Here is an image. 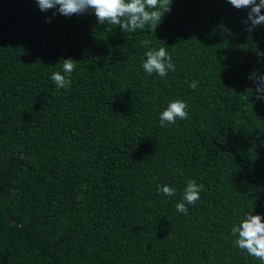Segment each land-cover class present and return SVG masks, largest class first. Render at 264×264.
<instances>
[{
	"label": "trees",
	"instance_id": "1",
	"mask_svg": "<svg viewBox=\"0 0 264 264\" xmlns=\"http://www.w3.org/2000/svg\"><path fill=\"white\" fill-rule=\"evenodd\" d=\"M249 10L172 0L154 31L124 33L0 0V264H261L231 234L264 217V101L249 79L264 73V24L246 31ZM161 46L176 66L163 78L142 68ZM177 99L188 118L161 127ZM187 180L203 185L194 205Z\"/></svg>",
	"mask_w": 264,
	"mask_h": 264
},
{
	"label": "clouds",
	"instance_id": "2",
	"mask_svg": "<svg viewBox=\"0 0 264 264\" xmlns=\"http://www.w3.org/2000/svg\"><path fill=\"white\" fill-rule=\"evenodd\" d=\"M236 9L248 8L247 18L243 23L247 26L246 31L252 32L257 26L264 24V0H227ZM41 12L55 9L56 14L69 17L72 15H83L91 12L95 15L99 25H116L124 33L135 32L137 29L143 30L145 26H151L154 31L160 24L165 13L171 11L172 0H35ZM52 18L46 19V23H51ZM145 41V46L148 45ZM146 59L142 61V68L148 74L156 73L159 77H166L169 72H174L176 66L171 55L166 51V47L148 49L144 53ZM264 57V53H257ZM63 75L61 72H53L51 80L58 89H65L71 85L70 74L75 70L77 61L71 58L61 59ZM249 79L255 84L256 100L264 101V73L253 71ZM189 87L195 89L198 81H185ZM251 90V89H250ZM187 104L179 99L170 101L167 107L159 114L161 127L175 124L177 119L188 118ZM202 184H197L195 180H187L183 192V201L194 205L199 200ZM157 191L166 196L175 194V189L165 185L158 186ZM178 212L187 215L188 209L184 202L176 204ZM231 234L236 237L235 245L247 252L248 255L258 259L264 264V217L245 213L238 225L231 228Z\"/></svg>",
	"mask_w": 264,
	"mask_h": 264
}]
</instances>
